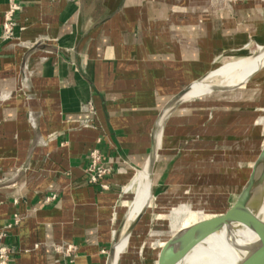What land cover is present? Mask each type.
I'll use <instances>...</instances> for the list:
<instances>
[{"label": "crops", "instance_id": "obj_1", "mask_svg": "<svg viewBox=\"0 0 264 264\" xmlns=\"http://www.w3.org/2000/svg\"><path fill=\"white\" fill-rule=\"evenodd\" d=\"M16 1L5 37L0 0V244L8 264H106L157 126L162 143V108L264 46V0ZM92 148L111 166L97 184ZM65 243L69 256L56 251Z\"/></svg>", "mask_w": 264, "mask_h": 264}, {"label": "rangeland", "instance_id": "obj_2", "mask_svg": "<svg viewBox=\"0 0 264 264\" xmlns=\"http://www.w3.org/2000/svg\"><path fill=\"white\" fill-rule=\"evenodd\" d=\"M257 52L254 44L243 57L212 71ZM224 93L187 99L176 108L172 119L165 118L152 199L131 233L120 264H156L163 245L165 264L172 244L213 225L215 216L242 191L264 138V70L232 95ZM132 201L130 192L122 207L123 219L126 204ZM170 237L173 240L166 242ZM191 249L194 252L197 247ZM186 261L184 256L179 264Z\"/></svg>", "mask_w": 264, "mask_h": 264}, {"label": "bare ground", "instance_id": "obj_3", "mask_svg": "<svg viewBox=\"0 0 264 264\" xmlns=\"http://www.w3.org/2000/svg\"><path fill=\"white\" fill-rule=\"evenodd\" d=\"M256 46L258 52L252 57L231 62L216 72H213L214 70L209 72L202 79L193 83L191 88L182 96L181 100L189 101L187 99L212 96L215 92H225L224 95L226 96L243 87L254 74L264 70V46L259 44ZM154 137L156 144L159 145V126L155 128ZM145 167L137 169L126 187V190L132 193L133 201L126 204V216L128 220L125 216L120 230V240L115 245L111 264L114 261L115 264H120L121 255L129 243L131 234L127 239L121 235H123L128 224L135 218L137 213L141 212V209L144 207L148 208L150 199H152L153 175ZM250 214L256 216L264 224V156L260 154L240 192L239 222L237 229L233 231L232 235H236L237 241L242 244L253 240L255 237L254 231L243 223ZM213 225L206 228L203 227L172 244L165 256V264H179L180 259L184 256L187 258L185 264H234L239 258V253L229 247L227 243L229 240H225L223 231L216 233L210 231ZM194 246L197 249L193 252L194 249L191 248ZM190 249L191 254L187 256L186 253Z\"/></svg>", "mask_w": 264, "mask_h": 264}, {"label": "water", "instance_id": "obj_4", "mask_svg": "<svg viewBox=\"0 0 264 264\" xmlns=\"http://www.w3.org/2000/svg\"><path fill=\"white\" fill-rule=\"evenodd\" d=\"M191 86L192 84L184 87L173 98L170 99V101L162 108L159 114L158 120L164 115H165V118L167 117L168 113L180 101L182 96L191 88ZM162 129H163V125L161 126V131ZM159 147H160V144L159 145L156 144L154 140L149 157L144 165L149 169L151 174L153 171V166L156 160ZM257 152H259L261 156H264V138L261 140V145L259 146ZM240 192L241 191H239L236 194L235 198L233 199V201L230 203L228 207H226L223 211L218 213L217 216H215L216 217L215 223L213 227L210 229V231L213 233H216L219 231L224 232L225 240L226 239L229 240L227 242L229 247H231L234 251L239 253V258L236 260L234 264H264V224L262 223V221H260V219H258L256 216H253V214H250L247 217V219L243 222L244 224L249 226V228L252 231H254L255 237L253 240L242 244L237 241L236 235L235 236L232 235L233 231L237 229L238 222H239L238 212H239ZM146 208L147 207L142 208L141 212L137 213L135 218L128 224L126 230L121 236L126 237V239L130 236L136 224L138 223L143 213L145 212ZM123 223H124V219L122 220V223L118 227V229H116L113 233L112 243L110 245V248L107 254L106 264L112 263V258L115 252V245L120 240V233H121L120 230L123 226ZM172 240H173V237H170L166 242L170 243ZM163 246L161 247L160 252L158 253L156 264H163V258H162Z\"/></svg>", "mask_w": 264, "mask_h": 264}, {"label": "built area", "instance_id": "obj_5", "mask_svg": "<svg viewBox=\"0 0 264 264\" xmlns=\"http://www.w3.org/2000/svg\"><path fill=\"white\" fill-rule=\"evenodd\" d=\"M75 1V0H72ZM18 10V3L16 0H8V9L3 16L1 25L2 33L5 37L12 35L14 22V13ZM9 94H3L2 97L6 98ZM86 105H83L85 107ZM89 106V103H88ZM30 123L33 124L32 117H29ZM111 170V166L106 161L103 153L98 148H92L89 151V162L85 169L87 175V181L92 184H97L103 176L108 174ZM101 188H106V185H101ZM47 200V199H46ZM19 217L14 216V222L18 223ZM37 246V245H35ZM75 250V246L71 243H65L56 247V251L69 256ZM12 250L7 244H0V264H8Z\"/></svg>", "mask_w": 264, "mask_h": 264}]
</instances>
